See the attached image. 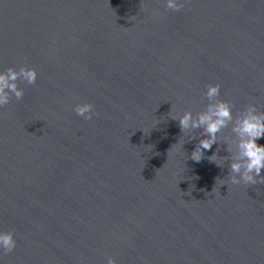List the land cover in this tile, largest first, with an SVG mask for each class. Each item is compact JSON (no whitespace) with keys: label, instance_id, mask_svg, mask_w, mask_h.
I'll return each instance as SVG.
<instances>
[{"label":"water","instance_id":"1","mask_svg":"<svg viewBox=\"0 0 264 264\" xmlns=\"http://www.w3.org/2000/svg\"><path fill=\"white\" fill-rule=\"evenodd\" d=\"M166 2L0 0V72L38 71L0 107L17 241L0 264H264V184L230 183L233 125L196 162L202 129L172 119L205 110L210 83L234 117L264 111V0Z\"/></svg>","mask_w":264,"mask_h":264},{"label":"clouds","instance_id":"2","mask_svg":"<svg viewBox=\"0 0 264 264\" xmlns=\"http://www.w3.org/2000/svg\"><path fill=\"white\" fill-rule=\"evenodd\" d=\"M166 7L173 11H179L184 5L178 0H167ZM37 78L38 71L35 67L21 66L18 70L8 67L5 71L0 72V107L9 104L12 95L17 100L23 98L24 89L19 87L17 81L34 85ZM220 95L221 84L210 83L206 86L204 93L208 100L205 110L195 115L192 111L186 110L178 118L172 117V119H178L182 133L202 129L201 136L206 137L199 140L190 158L200 162L204 150H211L213 144L218 143L217 134L232 124V131L239 138L237 145L239 154L229 166L230 183L239 185L243 182L250 186L264 184V175H261L264 170V145L257 143L259 139L264 138V111L258 110L255 104H248L239 116L234 117V105L227 100L219 99ZM93 109V104L85 102L76 104L73 110L85 120H91L94 115ZM195 138L192 136V139ZM180 146L183 147V143ZM214 157H217L215 153L209 157V160L215 162ZM16 243L13 231L0 232V248L5 254L12 253L16 248ZM107 264H117V261L109 257Z\"/></svg>","mask_w":264,"mask_h":264}]
</instances>
